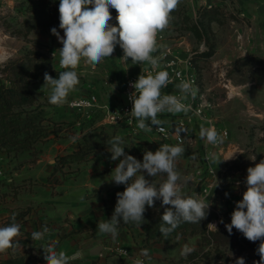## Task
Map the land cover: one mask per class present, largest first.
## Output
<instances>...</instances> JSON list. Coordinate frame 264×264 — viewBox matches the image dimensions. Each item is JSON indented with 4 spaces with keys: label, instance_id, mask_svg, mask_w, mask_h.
Here are the masks:
<instances>
[{
    "label": "rangeland",
    "instance_id": "rangeland-1",
    "mask_svg": "<svg viewBox=\"0 0 264 264\" xmlns=\"http://www.w3.org/2000/svg\"><path fill=\"white\" fill-rule=\"evenodd\" d=\"M225 1H215L212 6H216V10L207 14V9L203 6L208 5L199 6L198 0H180L178 7L171 13L169 27L162 32L165 38L158 42L162 45L182 44L192 50L198 49L206 42V46H214V53L221 48L220 53L223 55L232 47L234 40L235 42L241 40L238 37L239 32L248 34L264 32L262 22L263 26H260L258 22L247 20L246 17L239 15L240 9ZM42 4L59 7V0H0V82L11 84L10 79L14 76L7 67L13 61L38 58L40 53L53 59L46 67L47 70L54 69L60 72L71 70L59 64L58 50L62 48V44L51 33V29L55 27L60 36H63L59 24L25 33L24 21ZM109 23L116 26L117 21ZM194 26L201 29L202 38L195 35ZM161 50L153 55H158ZM54 51L57 52L53 57ZM123 55V50L117 45L112 56L105 58L95 67L82 60L75 69L79 84L59 105L49 102L51 91L47 86L43 88L44 81L33 80L31 88L36 96V104H42L45 108L51 119L50 126L54 130L48 139H39L30 149L17 155L14 152L10 154L0 152V204L7 207L6 196L9 194L12 197L10 201L17 206L13 209L15 216L28 215L38 207L39 204L30 198L33 193L44 190L49 182H52L51 191L57 193L55 190L57 185L72 175L77 177L81 172L79 163L67 164L66 160L59 159L62 156L75 152L81 145L89 150V156L111 154L109 150L101 149V143L106 139L102 138L100 132L105 129L104 132L110 134L113 130L109 128L110 124L106 123L102 109L95 107L89 111L77 110L70 107V102L74 98L95 92L100 102L116 104L125 75L135 72V68L139 67V64H132L131 58L125 61ZM257 58L254 56L237 58L225 70L227 79H230L233 73L242 72V76L237 80L245 87L240 91L234 85L226 86L224 76H219L215 87L210 89V86L215 84L213 59L210 57L207 60L201 58L197 60L200 92L206 93L212 102L214 107L209 113L216 118L219 129L228 132V137L214 150H207L200 141L194 146L180 145L185 152L177 159L175 168L181 174L179 183L186 196L196 194L205 202L208 200L210 204L208 211L215 214L208 225L215 224L219 233L203 240L199 234L172 232L167 238L158 236L145 242L146 235L141 225L129 222L128 229L137 242L136 246L138 248L152 246L149 251L152 264H231L239 257L246 261L256 255L260 241L250 242L235 228L229 234L225 224L231 222V214L236 208V203L242 200L243 192L246 191L247 169L264 159V61ZM113 84L116 85L114 90L111 86ZM201 128L200 124H196L198 136ZM136 139L141 141L136 147L133 146L135 141L132 138L126 139L127 142L124 144L130 145L134 150L125 153L141 162L145 151L155 152L159 148L155 147L157 142L148 131L142 132L141 138ZM254 156L255 161L251 160ZM143 174L157 186L166 179L165 173L155 177H149L146 172ZM10 178L13 180L8 181ZM124 189L125 185L120 184L113 187L112 192H123ZM19 193L22 195L21 198L18 197ZM164 207L160 200H156L155 206H146L145 212ZM12 216L0 227L11 224ZM15 222L17 223V220ZM208 228L213 230L210 226ZM16 240L21 242L19 247L0 253V259L25 256L26 264H30L37 242L32 240L31 233L23 232L21 229ZM185 244L195 250L190 254L181 255Z\"/></svg>",
    "mask_w": 264,
    "mask_h": 264
},
{
    "label": "clouds",
    "instance_id": "clouds-1",
    "mask_svg": "<svg viewBox=\"0 0 264 264\" xmlns=\"http://www.w3.org/2000/svg\"><path fill=\"white\" fill-rule=\"evenodd\" d=\"M179 3L180 0H59V28L63 30V36H60L55 27L51 29V33L62 44V48L58 50L60 66L71 70L60 72L58 78L44 74L43 88L47 86L51 91L49 102L53 105L62 104L79 84L75 69L82 60L95 67L105 58L111 57L115 47L119 45L125 61L131 58L132 64L147 63L152 70L148 74H140L131 84L135 91L130 95L133 104L130 117L136 119L137 127L141 130L150 132L153 129L150 125H153L163 132L161 126L165 122L158 119V114L189 112L191 105L183 101L189 96L194 100L198 93V88L191 82L176 85L179 96L162 93V89L171 80L167 71H157L161 67L162 55H153L165 47L158 42V35L169 27L171 13ZM110 8L116 10V26L109 23L112 20ZM56 52L54 51L53 57ZM111 86L112 90L116 87L115 84ZM118 115L117 113L116 116ZM200 137L212 145L224 142V135L218 133L214 126L207 129L202 127ZM109 143L111 160L116 161L122 157L112 171V181L117 185H125V189L117 193V203L111 219L98 223L100 233L111 234L116 239L121 219L125 224L134 222L140 226L144 221L146 206L154 207L156 200H160L162 206H170L165 208L161 218L163 224L159 229L165 238L181 221L200 223L206 218L210 208L208 200L205 202L196 194L186 196L179 183L181 174L176 171L175 165L185 152L182 146L160 145L155 152L145 151L141 162L125 153L122 137L116 136ZM212 155L214 158V154ZM255 159L254 156L251 160ZM144 172L149 177L165 173L166 179L157 186L145 178ZM246 185L242 200L236 203L231 222L225 224V228L229 234L235 228L250 242L259 240L256 251L260 260L254 264H264V159L247 169ZM12 221L11 224L0 227V253L19 247L16 238L20 236L21 226L15 222V215L12 216ZM208 226L217 231L215 224L210 223ZM48 232L49 229L45 226L42 231H32L31 238L34 241L42 240ZM57 243L52 241L42 247L47 264H70L73 257L64 251H57ZM194 250L185 244L181 255L190 254ZM140 254L150 259L147 249L141 250ZM124 255L127 253L124 252ZM135 264L144 262L137 259ZM235 264H245V259L239 257Z\"/></svg>",
    "mask_w": 264,
    "mask_h": 264
},
{
    "label": "crops",
    "instance_id": "crops-1",
    "mask_svg": "<svg viewBox=\"0 0 264 264\" xmlns=\"http://www.w3.org/2000/svg\"><path fill=\"white\" fill-rule=\"evenodd\" d=\"M199 6L215 4L218 0H198ZM240 9L239 15L246 17L251 22H258L260 26L264 25V0H226L225 2ZM263 25H261L262 23ZM239 42H233L232 47L228 48L226 54L221 55L220 49L212 57L213 84L210 89L214 88L217 80L220 78L219 71L227 70L230 64L237 58L246 56L258 57L259 61H264V32H253L252 34L239 32ZM252 37V38H250ZM138 66L135 71L138 70ZM242 72L233 73L229 79V84L234 85L236 89L243 90L244 84L239 83L237 78L242 76ZM241 74V75H240ZM123 96L122 90L119 92V100ZM113 131V130H112ZM116 134H119L123 142L127 138H132L133 146H139L141 142L136 138L141 135H135L124 127H117ZM153 139H155L153 137ZM156 148L159 143L156 141ZM123 143L124 151L134 148ZM151 144H153L151 142ZM110 150V149H108ZM4 152H2L3 154ZM1 154V153H0ZM119 159H122L119 158ZM111 160V154L100 156L97 159H90L78 164L80 173L64 180L57 185V193L51 191L52 182L44 187L38 193H33L32 198L39 204L28 215L21 214L17 219L21 230L26 233L32 231H42L47 227L49 232L44 239L36 241L34 255L30 264H47L44 259L43 246H47L52 241H57L56 250L64 251L68 256L73 257L70 264H135L137 259L143 260L144 264H152V257L141 256V250L150 251L151 245L138 248L132 233L124 225L122 219L117 226L118 236L113 239L111 234H104L98 231L99 222L110 220L116 204L111 203L109 194L117 184L112 181L113 169L119 163ZM41 160V159H39ZM74 164H72L73 166ZM49 174V173H48ZM10 178L8 181H12ZM18 197L22 195L19 193ZM12 198L7 194V207L0 204V225L10 216L14 215V206ZM25 199V197H23ZM2 220V221H1ZM127 255H124V252Z\"/></svg>",
    "mask_w": 264,
    "mask_h": 264
},
{
    "label": "trees",
    "instance_id": "trees-1",
    "mask_svg": "<svg viewBox=\"0 0 264 264\" xmlns=\"http://www.w3.org/2000/svg\"><path fill=\"white\" fill-rule=\"evenodd\" d=\"M203 7L207 9V14L216 10V6L212 5ZM109 11L112 15L111 21H116V10L110 8ZM24 22L26 34L38 28H47L54 24H59L58 6L42 4L37 7L32 13V16ZM193 32L197 37H203L201 29L198 26L193 27ZM207 47V51L195 56L194 59L196 61L199 58L207 60L214 54V46ZM52 62L53 59L50 56L40 53L38 58L16 60L7 67L14 77L10 79L11 84H7L4 81L0 82V152H6L8 154L14 152L17 155L22 151L30 149L39 139H48L53 132L54 128L50 126L51 119L48 117L47 111L42 104H36V96L31 88L33 80L44 81L45 73H48L53 78H58L60 71L46 69ZM117 127V125L110 124L109 128L113 129L110 134H106L104 132L105 129L100 132L102 138L106 139L105 142L103 141L101 143V149L103 151L110 149L111 145H109V142L112 141L114 137L119 136V134H116ZM88 152L89 150H86L81 145L75 152L62 156L59 159L66 160V163L70 164L98 158L96 154L89 156ZM61 165H63V163ZM117 193L118 192L113 193L111 191L109 194L108 200L113 204L117 203ZM166 207L170 206H165L160 210L154 208L152 211L144 213L145 216L141 228L146 235L145 242L155 239L158 236H163L159 229L163 224L161 218ZM213 215L215 214L208 211L206 218L200 221V223L181 221L173 233L199 234L203 240L210 238L209 236H215L219 232L208 228V222ZM20 216L21 215L15 216L16 220L19 219ZM124 225L128 227L130 224L124 223ZM164 226L167 227V225ZM19 244H21L20 241ZM259 260L260 256L256 253L253 258L246 260L245 264H254V262H258ZM0 264H26V259L25 256H12L10 258L0 259Z\"/></svg>",
    "mask_w": 264,
    "mask_h": 264
},
{
    "label": "built area",
    "instance_id": "built-area-1",
    "mask_svg": "<svg viewBox=\"0 0 264 264\" xmlns=\"http://www.w3.org/2000/svg\"><path fill=\"white\" fill-rule=\"evenodd\" d=\"M164 38V33H159L158 41L161 42ZM164 46L157 55H162L163 57L160 61L161 67L157 71H167L171 83L162 89V93L179 96L180 92L176 85L181 82L193 83L198 88V93L194 100L189 96L187 100L183 101L185 104L191 105L189 112L178 114L165 112L158 114V119L165 122L161 126L164 131L161 132L156 126L150 125L153 129L150 132L148 131V133L158 141L159 146L163 144L194 146L200 141L205 145L207 150H214L218 145L209 144L206 142V139H201L196 129V124H200L205 129L214 126L218 133L224 135V138L228 137V132L224 129H219L216 118L209 113V110L214 107L212 102L207 98L206 93L200 92L199 89L200 72L197 69V61L194 58L198 54L207 51L208 47L205 43L196 50L184 47L182 44H166ZM151 71V66L143 63L139 64L137 71L127 73L121 85L123 96L114 105L100 102L95 92H89L84 96L71 100L70 107L85 111L98 107L105 113L106 123L127 128L131 133L141 135L142 132L146 131L139 129L136 119L130 117V112L133 107L130 95L135 91L131 84L138 79L140 74H148ZM219 74L224 77L227 75L225 70H220ZM225 82L226 86H229V79L226 77ZM117 113L119 114L118 116H116ZM129 119H131V122H129ZM148 123L150 124V121Z\"/></svg>",
    "mask_w": 264,
    "mask_h": 264
}]
</instances>
